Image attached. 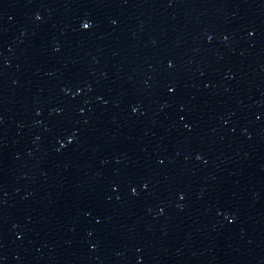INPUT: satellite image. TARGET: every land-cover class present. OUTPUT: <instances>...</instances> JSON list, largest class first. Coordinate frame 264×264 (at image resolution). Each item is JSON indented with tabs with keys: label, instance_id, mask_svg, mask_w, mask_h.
Returning <instances> with one entry per match:
<instances>
[{
	"label": "water",
	"instance_id": "95a60500",
	"mask_svg": "<svg viewBox=\"0 0 264 264\" xmlns=\"http://www.w3.org/2000/svg\"><path fill=\"white\" fill-rule=\"evenodd\" d=\"M0 264H264V114L116 112L0 87Z\"/></svg>",
	"mask_w": 264,
	"mask_h": 264
},
{
	"label": "snow or ice",
	"instance_id": "6c2138e0",
	"mask_svg": "<svg viewBox=\"0 0 264 264\" xmlns=\"http://www.w3.org/2000/svg\"><path fill=\"white\" fill-rule=\"evenodd\" d=\"M85 27H87V25H85Z\"/></svg>",
	"mask_w": 264,
	"mask_h": 264
}]
</instances>
